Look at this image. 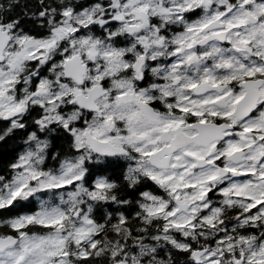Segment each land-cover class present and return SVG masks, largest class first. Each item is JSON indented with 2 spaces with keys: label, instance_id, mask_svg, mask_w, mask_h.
I'll return each mask as SVG.
<instances>
[{
  "label": "snow or ice",
  "instance_id": "6c2138e0",
  "mask_svg": "<svg viewBox=\"0 0 264 264\" xmlns=\"http://www.w3.org/2000/svg\"><path fill=\"white\" fill-rule=\"evenodd\" d=\"M0 264H264V0H0Z\"/></svg>",
  "mask_w": 264,
  "mask_h": 264
},
{
  "label": "trees",
  "instance_id": "16d2710c",
  "mask_svg": "<svg viewBox=\"0 0 264 264\" xmlns=\"http://www.w3.org/2000/svg\"><path fill=\"white\" fill-rule=\"evenodd\" d=\"M21 4H23L24 0H20Z\"/></svg>",
  "mask_w": 264,
  "mask_h": 264
}]
</instances>
